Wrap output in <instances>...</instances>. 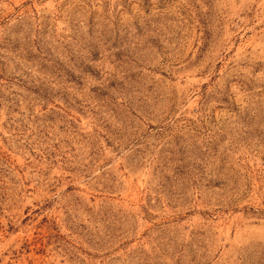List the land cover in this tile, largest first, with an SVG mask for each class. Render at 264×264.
<instances>
[{
	"label": "rangeland",
	"instance_id": "1",
	"mask_svg": "<svg viewBox=\"0 0 264 264\" xmlns=\"http://www.w3.org/2000/svg\"><path fill=\"white\" fill-rule=\"evenodd\" d=\"M0 264H264V0H0Z\"/></svg>",
	"mask_w": 264,
	"mask_h": 264
}]
</instances>
